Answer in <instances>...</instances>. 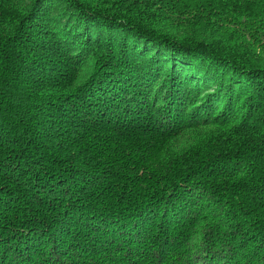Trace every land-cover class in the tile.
Masks as SVG:
<instances>
[{"label":"trees","instance_id":"trees-1","mask_svg":"<svg viewBox=\"0 0 264 264\" xmlns=\"http://www.w3.org/2000/svg\"><path fill=\"white\" fill-rule=\"evenodd\" d=\"M0 264H264V0H0Z\"/></svg>","mask_w":264,"mask_h":264}]
</instances>
